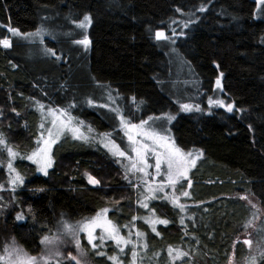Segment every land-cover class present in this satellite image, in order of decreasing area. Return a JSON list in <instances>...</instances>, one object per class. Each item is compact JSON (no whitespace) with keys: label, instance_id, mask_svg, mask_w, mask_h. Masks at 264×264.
<instances>
[{"label":"trees","instance_id":"trees-1","mask_svg":"<svg viewBox=\"0 0 264 264\" xmlns=\"http://www.w3.org/2000/svg\"><path fill=\"white\" fill-rule=\"evenodd\" d=\"M258 1L0 0V39H11L10 48L0 47V132L21 156L36 147L40 121L30 108L34 103L67 110L76 124L92 134L111 133L121 146L111 107L132 124L176 115L178 107L162 92L173 78L172 66L154 34L166 31L179 12L193 18L178 52L201 80L205 97L223 73V98L235 108L231 114H179L173 122L175 144L203 156L189 175L183 210L159 198L147 208L135 206L113 159L90 143L60 141L44 177L17 157L12 163L23 184L14 191L0 169V249L13 239L26 253L39 254L42 237L52 235L58 221H81L112 206L109 220L132 243L121 252L105 242V255L98 256L81 237L91 264H113L109 257L133 264V251L135 264H228L232 256L241 262L246 250L239 236L255 214L235 195L250 196L264 209V3ZM85 16L91 22L87 50L72 39L82 36L74 29L87 28L80 27ZM9 28L21 34L42 29L48 38L24 43ZM86 172L100 181L98 187L88 185ZM185 184L178 189L186 190ZM151 218L169 223L156 224L153 232L145 223ZM262 229L263 222L255 235L264 236ZM177 251L187 255L177 258ZM256 264H264V257Z\"/></svg>","mask_w":264,"mask_h":264},{"label":"rangeland","instance_id":"rangeland-1","mask_svg":"<svg viewBox=\"0 0 264 264\" xmlns=\"http://www.w3.org/2000/svg\"><path fill=\"white\" fill-rule=\"evenodd\" d=\"M260 4H261V2L258 1L257 5L259 6ZM192 18H193V16L191 14H184V13L179 12V13H177V16L175 18L171 19L167 23L168 26H167L166 31H159V32H163L165 34V36L169 37V39L157 40L156 39V33L154 34V39L156 41H162L163 42L162 48H164L166 56L169 59L170 65L172 66L171 72H172L173 78H170L169 81L166 82L165 85H163V86H165V88H164V90H162V92L167 96L168 99H170V101L174 105H176L178 107V113L176 115L165 114V115H161V116H151V118H153L151 120L149 119L150 117H148L145 120H147L149 122V124L145 125V128H148L149 125H151L157 131H164L165 134L168 135L170 140H172V141H174V138L172 135L171 127H172V124L175 121L176 117L179 114H185L186 115L189 113H197V114H203L205 116H210L212 114V112L214 110H217V109L222 110L227 114H231L235 110V108L233 107L232 112H228L226 110V108L219 107L215 103L211 106L209 105V99H212L213 101L222 100V101H224L225 105L231 104V103H228L227 100H225L223 98L221 74H219L218 77L216 78V80L218 78L221 80V88L216 87V80H215L214 85H213V89H212V92H213L212 95L205 97L206 94L203 90L201 80L197 77L194 70H192L190 68V65L187 63V61L183 60V57L180 55V53L178 52V50L176 48L178 45L179 39L182 38V36L184 35V31L186 29H188L187 27L190 25L186 22H190V19H192ZM83 20H84V18H83ZM197 20H198V17L196 16L193 23H196ZM82 23H84L87 26V28L85 29V31H83L84 28L83 29H74L76 32L81 33L82 36L78 37V38L73 37L72 38L73 39V45L78 46V47H82L83 50H87L88 46H85L84 44H79L76 42L79 40H83L85 38H87V40H88V29L90 27L91 22L84 20ZM193 23H191V24H193ZM32 33H34V32H32ZM10 35H11V37H15V39H18L24 43L39 42V41H42L43 39L48 38L47 36L43 37V34L31 35V36L28 34H21L19 36H15L10 32ZM46 35H48V34H46ZM9 40L11 41V39H9ZM161 89H163V87H161ZM182 104L192 105V110L191 111H184L181 107ZM40 105H43V104H39V103L35 104L34 103V107L32 105L30 107L31 110L35 111L38 114L39 121H40V129L37 130L38 136H37V139L35 142L36 143L35 149L38 146L37 141L40 139L42 133L46 138L48 129H52L53 132H55V129L52 128V121L57 119V117H59L60 113L63 111L61 109L52 108V107L46 106V105H43L44 107H43V109H41L39 107ZM196 106H199L200 111L196 110ZM110 109H112V111L116 114V117L118 119V124H119L118 130L120 131V133L122 135V140L124 141V144L122 146L116 141H115V143L117 145H119L121 150L126 152V156L130 157V159L114 156L112 154V152L109 151V149L111 148V144H109V146L107 148L104 146V144L107 143L109 139L113 140L112 134H111V137H105L102 134H98V135H96L94 133L92 134L88 130L83 128L82 125L76 124L74 121H72V123L74 125L79 126L80 131L84 134V136L88 137L87 141H85L83 139H74L71 132L65 131L59 137L57 142L52 145L51 155H52L54 147L60 141H62L63 139H66V138H68L70 140H79L80 142H85L87 144H89V143L92 144L91 146L94 149H101L110 158L113 159L115 167L118 170V173L120 175V177H118V180L123 182L126 185L125 187H129L130 191H132V193L134 195L135 206L141 207V202L147 203V205H148L150 200H153V199L143 200L141 193H144L145 195H147V193L145 192V189L148 188L149 186L155 187V186L160 185V184L166 185V165H162L160 175H156L154 167H149L146 169V172L148 173V175H145L143 172L130 171V172H128V178L126 179L125 178L126 170L130 167L132 161L135 160L136 154L131 151V148L133 146L130 144V142L128 140V136L125 134L126 129L122 128V126H121L120 118H119V115L117 113L119 112L120 115H122V113L119 110H117L116 107H111ZM50 110H51V113H50ZM0 115H1V117H4L3 111L0 112ZM168 117H174V118L169 120ZM126 121H128V120H126ZM140 123H138V124H140ZM41 124L44 125V128H41ZM0 134H1V132H0ZM133 134H135V133H133ZM137 139L144 142V143H147L149 145L152 144L151 140H144V138L142 136L137 137ZM158 150L162 151L163 149H158ZM0 151H2V150H0ZM3 152L4 153L0 152V165H2V166H0V169L4 170V172H6L7 181H8L9 172L7 169V162H2V158L6 157L7 161H9L10 158L8 157V154L6 151H3ZM189 152L193 153V157H191L190 159L196 160V162H195V166H196L198 161L200 159H202V157H203L202 153L200 151H196V150H192ZM31 153L25 155L24 157L31 155ZM185 153H187V152H185ZM197 154H199V158H196ZM52 158H53V156H52ZM15 159H13V161ZM24 160L35 167V173L37 176H41V177L46 176L42 172L38 171L37 165L33 164L31 160H28L26 158H24ZM147 161L151 165L155 164V157H154V154L152 152H149L147 154ZM195 166L190 167V169L188 170L187 179H181L179 181V183H177L174 187L166 185L163 192H160V191L156 192V194H155L156 198L155 199L159 198L165 202H168L170 204V206H172V207H179L172 202L173 197L175 196V197H178L179 205L185 207L184 206V204H185L184 200L187 199L188 195L184 196L183 192L188 193V189H189L188 185L190 183L188 180L189 175H190L191 171L195 168ZM51 168L48 169V172ZM84 175H85V180L89 186L98 187L100 185V181H99V184H97V185H92L88 182V176L90 175L93 177L92 174L86 172ZM129 181H131V183H129ZM182 183H186L185 186L187 189L184 191H182V190L180 191L178 189V186L181 185ZM137 184H139V188L136 187ZM105 188H109L107 182L105 184ZM244 196H246V195H241V194L235 195L236 198L244 201L247 204V206L254 212L255 216H254L253 221H251L247 225V227L245 228V231L239 236V241H241L243 243V241L246 239L250 240L251 246L243 243L245 250H246V256L244 257V259L241 262H236L234 260V257L232 256L230 258L228 264H252V258L253 257H255L254 264H256L260 258L264 257L261 255V253L264 252V236L262 234H260L259 236L255 235V233L257 231H259L258 226H261L262 222L264 223V209H262L259 206L258 202L250 196H246L247 199H242L241 197H244ZM249 201H251V203H249ZM252 205H255V207H253ZM111 207L112 206H106L105 207V208L109 209V211L107 213V217L109 215ZM142 208H144V207H142ZM101 211L102 210L97 212L92 217H89V219L94 218ZM83 220H85V219H83ZM83 220H81V221H83ZM77 222H80V221H77ZM77 222H68V223L75 225V224H77ZM59 226H60V224L58 221L56 226H55V230L53 231V234L52 235L48 234V235L49 236L56 235L57 234V228ZM262 230L261 231L264 232V229H262ZM62 231H63V229L61 228V232ZM96 234L97 235L100 234V229H96ZM81 237H83L88 242L87 234L85 232L79 233V239ZM105 242H111L114 246L117 247L115 242H113L112 240H107ZM137 242H138V240H135V243H137ZM6 247H8L10 250L12 248H18V249L22 250V253H26L20 246H18L13 241V239H7V240H5V242L3 243V245L0 249V251H1L0 256L5 255V248ZM117 248L120 249L119 247H117ZM57 251H59L63 255H61V256L54 255V253ZM69 252H71L73 255H77V250L75 248V244L72 240V237L68 234H64V235L60 236L54 244L48 245L47 247L45 245L41 244V250H40L39 254H36V255H30L28 253H26V254L28 256H34L37 258L51 257L49 264H52V263L57 264V260H62L63 262L73 264V262L68 261L66 259L67 254ZM81 259L84 261V264H91L90 261L88 260L87 256L81 257ZM3 264H8V262L5 261V262H3ZM40 264H44V262L41 260Z\"/></svg>","mask_w":264,"mask_h":264},{"label":"snow or ice","instance_id":"snow-or-ice-1","mask_svg":"<svg viewBox=\"0 0 264 264\" xmlns=\"http://www.w3.org/2000/svg\"><path fill=\"white\" fill-rule=\"evenodd\" d=\"M261 3H264V0H260ZM201 11L204 9L201 8ZM85 21L90 22V17L85 16ZM80 27H86L84 23L80 24ZM43 30H38L36 33H29L28 35H40ZM9 32H11L15 36L21 35L18 29L9 28ZM156 39L157 40H167L169 37L165 36L163 32H156ZM79 44H84L87 46L89 44V41L87 38L84 40L76 41ZM0 47L3 48H10L11 47V41L8 38L0 39ZM51 51V50H49ZM52 55H55L54 52H52ZM223 73H221V76ZM216 87L221 88V80L218 78L216 80ZM91 103V101H89ZM217 104L219 107L226 108L228 112H232L233 105L228 104L225 105L224 101L217 100L213 101L212 99H209V105ZM41 109H43V105L39 106ZM182 109L184 111H191L192 105L189 104H182ZM196 110L200 111L199 106H196ZM51 113V110H50ZM120 118L121 126L122 128L126 129L125 134L128 136V140L130 144L133 146L131 148V151L136 154L135 160L132 161L130 167L126 170L125 178H128V172L130 171H137V172H143L145 175H148L146 172V169L149 167H154L156 175L161 174L162 165H166V185L167 186H175L181 179H187V172L190 169V167L195 166V159H190L193 157L192 152L185 153L180 147H178L174 141L170 140L169 136L165 134L164 131H157L155 128H153L151 125H149L148 128H145V125H148L149 122L147 120H142L140 124H132L129 121H126L125 118L117 113ZM174 117H168L169 120L173 119ZM73 117L67 112V110H63L60 113V116L57 117V119L52 121V128L55 129V132H53L52 129L47 130V137L41 134L40 139L37 141V148L31 153V155H28L26 157L21 156L20 153L16 152L12 147L8 145V142L6 138L3 136V134H0V150L6 151L8 154V157L10 158L7 162V169L9 172V181L8 183L12 186V190H15V187L23 184V178L22 176L16 171V169L13 166V159L19 157L21 159H28L31 160L33 164L37 165L38 171L42 172L44 175H48V169L52 167L53 165V158L51 155V149L52 145L57 142L59 137L65 132L69 131L72 133V136L74 139H83L87 141L88 137H85L84 134L80 131V127L77 125H74L72 123ZM150 120L153 118H149ZM82 123V122H80ZM41 128H44V125L41 124ZM135 133V134H133ZM105 137H111V133H103L102 134ZM143 137L144 140H151L152 144L149 145L147 143H144L137 139V137ZM111 144V148L109 151L112 152L114 156H118L121 158H129L126 156V152L121 150L119 145L115 143V141L109 139L107 143L104 144V146L107 148ZM158 149H163L162 151H159ZM149 152H152L155 157V164L151 165L147 161V154ZM196 158H199V154L196 155ZM119 162V161H118ZM2 166V165H0ZM88 182L92 185L99 184V181L92 177L88 176ZM131 183V181H129ZM165 184H160L155 187L149 186L145 189L144 193H141V196L143 200H149V199H155L156 198V192L160 191L163 192L164 188L166 186ZM191 187V184L188 185ZM137 188H139V184L136 185ZM4 186L0 185V190H3ZM42 190V189H41ZM184 196H187V192H183ZM242 199H247L246 196L241 197ZM175 205L179 206L181 210H183V206L179 205L178 197H173L172 201ZM251 203V201H249ZM255 207V205H252ZM141 207L147 208V203L141 202ZM31 211V209L29 210ZM109 209L104 208L100 213H98L94 218H86L83 221L77 222V224L73 225L68 223L67 221L61 220L59 222L60 226L57 228V234L54 236L44 235L40 241L41 244L45 245L46 247L48 245L54 244L57 239L64 235L68 234L72 237V240L75 244V248L77 250V255H73L71 252L67 254L66 259L68 261L73 262V264H84V261L81 259V257H84L87 255V253L84 251V249L81 246V241L79 239V233L85 232L87 234V240L88 244L91 246V249L95 252L98 256L105 255V252L103 251V245L105 241L112 240L115 242L117 247L120 248V251L123 252L124 247H126L129 243H132L130 239L125 238L121 235L119 228L112 223L111 220L108 219L107 213ZM24 217L23 215H17V220H22ZM133 221L137 219V217L132 218ZM182 222V221H181ZM145 223H149L152 225V231L156 232L155 225L156 224H164L167 225L169 223L166 219H159V218H151V219H145ZM127 227V226H126ZM61 228L63 231L61 232ZM96 229H100V234H96ZM131 230L129 231V236H131ZM157 235L159 233L157 232ZM136 236L142 237L143 233L137 231ZM99 241L100 243H97L96 241ZM244 244L251 246L250 240H244ZM172 249H169V253H172ZM54 255L61 256L63 255L59 251L55 252ZM133 264H135V257L137 256L136 251H133ZM184 255H187L186 253H182L177 251V258H182ZM262 256H264V252L261 253ZM51 257H34V256H28L26 253H22V250L18 248H12L11 250L6 247L5 248V255L0 256V264H3V262L7 261L8 264H40V261L42 260L44 264H49ZM110 260L113 261V264H121V262L118 260L117 257H109ZM255 262V257L252 258V264ZM57 264H63L62 260H57Z\"/></svg>","mask_w":264,"mask_h":264}]
</instances>
